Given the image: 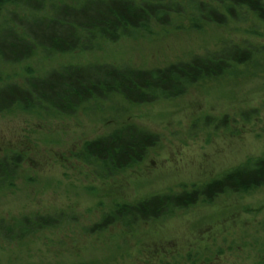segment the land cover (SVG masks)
Masks as SVG:
<instances>
[{
  "label": "rangeland",
  "instance_id": "obj_1",
  "mask_svg": "<svg viewBox=\"0 0 264 264\" xmlns=\"http://www.w3.org/2000/svg\"><path fill=\"white\" fill-rule=\"evenodd\" d=\"M30 1L27 13L16 8L14 17L53 18L63 6L78 8L89 0ZM133 1L174 5L172 26L155 38L99 40L73 52L42 47L22 63L0 62V87L23 86L27 78L69 67L164 68L234 47L255 52L248 67L239 68L243 74L264 67V22L255 14L179 31L174 27L187 26L188 2L221 8V0ZM8 17L9 26H16ZM238 76L227 75L204 92L145 105L116 94L85 104L73 116L0 114V158H23L16 174L0 185V223L34 216L57 221L21 240L0 236V264H264V191L221 197L134 229L116 224L90 232L117 200L135 204L191 191L264 155V78ZM126 126L158 135L160 145L141 165L100 178L77 154L86 142Z\"/></svg>",
  "mask_w": 264,
  "mask_h": 264
},
{
  "label": "trees",
  "instance_id": "obj_2",
  "mask_svg": "<svg viewBox=\"0 0 264 264\" xmlns=\"http://www.w3.org/2000/svg\"><path fill=\"white\" fill-rule=\"evenodd\" d=\"M220 2L221 8L204 2H188L189 16L183 19L187 26L178 25L174 29L202 30L203 26L213 23L222 26L231 19L243 20L247 12L264 22V0ZM30 3V0H0V62L22 63L42 47L47 52H73L91 49L86 44L99 40L116 43L124 38H155L161 29L172 26L170 14L174 6L138 4L133 0H89L78 8L63 6L53 18L14 17L18 16L16 8L25 7L26 10H22L25 13ZM10 5L14 9H9ZM8 16L14 18L16 26H9ZM253 55L254 51L234 47L228 53L225 51L214 57L194 56L188 61L152 70L118 69L106 65L69 67L51 72L46 78H27L23 86L8 84L0 87V114L24 112L43 118L55 112L73 116L85 104L108 100L116 94L132 105L174 100L191 90L204 92L213 83L234 73L243 78H264V67L248 75L239 69L241 66L247 68ZM159 145L158 135L126 126L106 137L86 142L77 156L100 178L109 179L141 165L150 151ZM22 160L20 155L0 158V185L16 174ZM261 191H264V155L250 159L206 184L195 185L191 191L156 196L135 204L117 200L90 232H104L116 224L134 229L141 223L170 219L192 207L213 204L221 197ZM56 222L52 217L34 216L23 218L14 225L0 223V236L9 239L15 236L21 240L37 230L54 228Z\"/></svg>",
  "mask_w": 264,
  "mask_h": 264
}]
</instances>
